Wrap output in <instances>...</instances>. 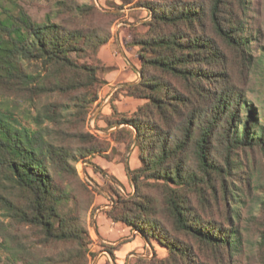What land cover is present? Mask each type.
Wrapping results in <instances>:
<instances>
[{
  "label": "trees",
  "instance_id": "trees-1",
  "mask_svg": "<svg viewBox=\"0 0 264 264\" xmlns=\"http://www.w3.org/2000/svg\"><path fill=\"white\" fill-rule=\"evenodd\" d=\"M52 1L36 21L18 0H0V248L15 264H89L95 189L76 165L115 150L86 121L107 82L98 50L132 0ZM136 5L149 18L129 29L140 64L125 89L142 102L128 114L113 106L107 125L122 124L111 137L133 143L139 166L126 169L132 193L113 190L106 214L167 255L127 264H232L244 207L264 264V109L258 116L243 81L244 0Z\"/></svg>",
  "mask_w": 264,
  "mask_h": 264
},
{
  "label": "crops",
  "instance_id": "crops-1",
  "mask_svg": "<svg viewBox=\"0 0 264 264\" xmlns=\"http://www.w3.org/2000/svg\"><path fill=\"white\" fill-rule=\"evenodd\" d=\"M134 2L125 3L115 10L121 16L112 25L111 37L98 50L99 58L108 67L102 73L107 82L100 88L98 99L92 104L91 124L95 134L108 139L115 150L107 151L109 159L95 154L89 161H82L84 175L96 187L94 203L86 216L92 238L89 264H127L133 252H142L150 246L134 229L123 222L112 220L106 214L112 204L113 190L124 195L132 193L133 186L126 169L139 166L133 143L126 149L124 142L118 143L111 137V133L122 124L107 125V119L114 120L113 106L118 113L128 114L142 102L128 95L125 89L139 79L138 46L130 43L129 29L149 18L148 10ZM96 4L111 9L113 4L120 5L121 0H96ZM106 246L114 248L108 251Z\"/></svg>",
  "mask_w": 264,
  "mask_h": 264
},
{
  "label": "rangeland",
  "instance_id": "rangeland-1",
  "mask_svg": "<svg viewBox=\"0 0 264 264\" xmlns=\"http://www.w3.org/2000/svg\"><path fill=\"white\" fill-rule=\"evenodd\" d=\"M139 1L141 0H135L134 4L136 5ZM18 2L25 7L36 21H41L45 13L53 7L52 0H18ZM244 3V30L249 48L248 51L250 53V65L249 76L243 81L247 89V99L258 110V116H261L260 113H263L264 109V0H244ZM116 24L119 25L118 23ZM232 70L237 78L235 68H232ZM240 80H242V77H240ZM91 107L89 109L86 126L91 132L95 133L94 126L91 124ZM241 158L248 166L253 162L252 156L249 153L246 154V157L241 155ZM76 167H79L77 173H79L93 189L96 188L95 184L84 175L82 171L83 167H80L78 163ZM1 212L0 210V219L3 220L4 218L1 216ZM247 218H249V213L247 207H244L241 210V215L236 219V224L242 231V245L239 247L240 250L234 255L232 264H260L259 257L257 256L258 253L256 252L258 236L253 226L248 225V227H246L247 223L245 219ZM133 255H139L146 259L158 261L164 258L167 253L164 247L153 241L145 250L139 253L133 252L131 256ZM8 256V253L0 248V264H15L9 260ZM17 264L21 263L18 262Z\"/></svg>",
  "mask_w": 264,
  "mask_h": 264
},
{
  "label": "bare ground",
  "instance_id": "bare-ground-1",
  "mask_svg": "<svg viewBox=\"0 0 264 264\" xmlns=\"http://www.w3.org/2000/svg\"><path fill=\"white\" fill-rule=\"evenodd\" d=\"M118 23V22H117Z\"/></svg>",
  "mask_w": 264,
  "mask_h": 264
}]
</instances>
